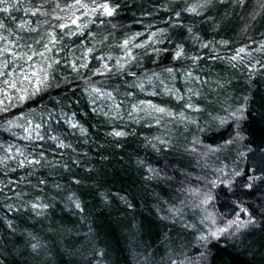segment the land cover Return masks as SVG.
<instances>
[{"label": "trees", "instance_id": "obj_1", "mask_svg": "<svg viewBox=\"0 0 264 264\" xmlns=\"http://www.w3.org/2000/svg\"><path fill=\"white\" fill-rule=\"evenodd\" d=\"M0 264H264V0H2Z\"/></svg>", "mask_w": 264, "mask_h": 264}, {"label": "snow or ice", "instance_id": "obj_2", "mask_svg": "<svg viewBox=\"0 0 264 264\" xmlns=\"http://www.w3.org/2000/svg\"><path fill=\"white\" fill-rule=\"evenodd\" d=\"M0 2H2V0H0ZM101 7L110 15L111 14V9H109V8H107V6L106 5H101ZM177 55H179V53L177 54ZM160 111H163V109H160ZM115 135H117V136H120V135H123V133H121V132H116L115 133ZM76 207L78 208L79 207V204H77L76 205Z\"/></svg>", "mask_w": 264, "mask_h": 264}, {"label": "rangeland", "instance_id": "obj_3", "mask_svg": "<svg viewBox=\"0 0 264 264\" xmlns=\"http://www.w3.org/2000/svg\"><path fill=\"white\" fill-rule=\"evenodd\" d=\"M74 16H76V14H75ZM71 18H72V20H74V21H75V19H74L75 17H71Z\"/></svg>", "mask_w": 264, "mask_h": 264}]
</instances>
